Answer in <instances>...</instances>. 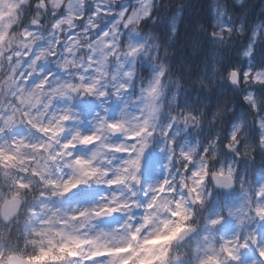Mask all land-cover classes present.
Masks as SVG:
<instances>
[{"label": "clouds", "instance_id": "clouds-1", "mask_svg": "<svg viewBox=\"0 0 264 264\" xmlns=\"http://www.w3.org/2000/svg\"><path fill=\"white\" fill-rule=\"evenodd\" d=\"M141 247L264 264V0H0V264Z\"/></svg>", "mask_w": 264, "mask_h": 264}, {"label": "snow or ice", "instance_id": "snow-or-ice-1", "mask_svg": "<svg viewBox=\"0 0 264 264\" xmlns=\"http://www.w3.org/2000/svg\"><path fill=\"white\" fill-rule=\"evenodd\" d=\"M99 115V114H98ZM64 119H67V117H65ZM65 147H72V145L71 144H69V145H66ZM129 152L131 151V149H129L128 150ZM128 153L127 152H125V155H127ZM131 164L132 165H135V166H139V161L138 160H133V161H131ZM83 181L82 180H77L75 183H73L72 181H71V179H69L68 181H66V183H65V188H64V191H69V190H71V189H75L80 183H82ZM81 215H84V213H81ZM213 223H220V221L219 220H215V221H213ZM175 239V234L174 235H172V236H170V237H168V238H166L165 239V241H163L164 243H170L172 240H174ZM161 241H159V240H151V241H146V243H149V244H152L153 245V247H155L158 243H160ZM129 247V249L132 247L131 245H129L128 246ZM247 247V245H245V248ZM118 251H122V252H126V251H128V249H119ZM142 251H144V248L143 247H141V249L140 250H138V251H136L135 253H134V255L133 256H130V257H128L127 259H125V260H123L122 262H121V264H131V261L132 260H134L137 256H139L140 255V252H142ZM261 258H264V247H260L259 249H258V253H257ZM228 255L229 256H231L232 257V259H234V260H239V259H241L240 257H236V256H234L233 254H232V252L229 250L228 251ZM213 259H215V257H212ZM141 264H142V262H141Z\"/></svg>", "mask_w": 264, "mask_h": 264}]
</instances>
